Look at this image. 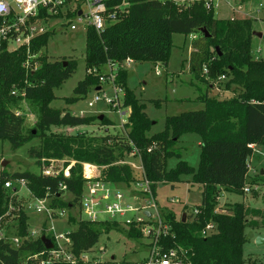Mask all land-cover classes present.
Wrapping results in <instances>:
<instances>
[{
    "label": "trees",
    "instance_id": "1",
    "mask_svg": "<svg viewBox=\"0 0 264 264\" xmlns=\"http://www.w3.org/2000/svg\"><path fill=\"white\" fill-rule=\"evenodd\" d=\"M126 1V14L97 34L89 27L86 31V73L84 80L74 90V103L85 97L90 89L100 87L101 74L108 64L149 61L167 66L173 48L174 34L198 35L192 43L189 57L191 84L201 95L202 109L183 112L167 117L164 131L149 136L152 121L144 112V105L127 88L126 70H119L116 84L124 90L123 106L129 109L124 140L107 135L104 137H64L48 134L51 127L90 126L97 118L74 116L70 112L52 110L54 91L71 78L77 62H50L46 57L39 59L40 66L34 73L26 68L30 58L38 57L56 31H47L37 36L29 47L14 52L0 51V140L7 141L16 151L33 139L39 138L38 148L30 147L28 156L38 164L44 159H68L76 164L69 169L70 178L59 174L57 177L35 175L29 171L9 173L3 170L0 176V227L7 216L8 208L15 197L4 189L9 180H24L34 199L46 200L50 209H78L82 217L80 197L83 191L82 163L102 168L99 181L112 183L118 188L135 182L134 171L128 165H120L126 155L136 150L141 158L145 177L151 184L152 196L156 200L158 188L162 185L182 183V178L191 176L192 185L202 187L201 203L186 215L183 222L172 211H164L160 217L170 226L169 235L161 236L158 247L161 252H175L176 264H247L243 257V246L247 239L246 229L264 228V210L235 203L228 212H217V200L221 191L236 195L244 194L248 186L264 185L260 175H249V160L254 155L251 148L264 146V61L255 60L251 55L252 25L245 20L216 19L212 9L194 4L181 9L170 1L159 0H108L107 8L112 10ZM42 14V11H41ZM70 18V16L68 17ZM206 30L208 37L200 33ZM219 49L221 55L217 51ZM96 71L93 72L92 71ZM206 70V71H205ZM206 73V74H205ZM228 78L227 91L232 94L228 100H217L202 94L199 84L210 80ZM208 80V81H207ZM235 88L231 90V86ZM22 97L29 100L39 114L37 133L26 130L24 119L17 115ZM103 125L111 122L105 117ZM39 130V131H38ZM186 133H198L202 137L201 157L197 169L179 161L176 168L167 170L166 163L171 157H179L176 144ZM65 164V168L69 165ZM6 169V168H4ZM62 186L66 190H62ZM65 194L70 198L64 200ZM264 198V197H263ZM197 210V214L194 211ZM15 213V212H14ZM73 215V214H72ZM17 236L23 241L14 246L5 233L0 240V264H72L62 259L46 263L57 247L54 238L46 234L47 221L42 225V236L33 240L28 233V218L19 210ZM69 216L68 221L74 222ZM214 225L211 235L203 236L208 225ZM77 229L67 233L72 246L70 254L76 264H85L81 255L91 252L103 234L117 230L119 224L108 221L91 222L78 220ZM129 239L142 238L140 228L133 225L126 231ZM45 236L53 244L47 250L41 238ZM39 257L34 260L33 257ZM131 261H99L91 264H145Z\"/></svg>",
    "mask_w": 264,
    "mask_h": 264
},
{
    "label": "rangeland",
    "instance_id": "2",
    "mask_svg": "<svg viewBox=\"0 0 264 264\" xmlns=\"http://www.w3.org/2000/svg\"><path fill=\"white\" fill-rule=\"evenodd\" d=\"M216 19L222 20H245L251 21L252 25V39H251V55L255 60L264 61V0H217L216 9L214 11ZM58 19H50L45 22L48 24L47 29L55 30L56 34L49 39L47 45L41 50L38 57L30 58L26 68L34 70L40 66L39 59L46 57L48 61H71L77 62V68L74 75L69 78L60 89L54 91L55 99L50 104L52 110H59L62 113L70 112L74 116L95 117L97 118L90 126L82 127H51L48 134L75 137H104L111 136L117 140H124L128 130L125 125L121 126V121L128 119V110L124 116L119 115L115 109L108 106L103 101L98 102L93 108H89L88 104L93 101L95 96L102 97L103 92L98 93L96 89H90L88 94L80 98L74 103H68V100L73 98L74 90L84 80L86 73L85 54H86V27L77 24V30L71 31L69 23H76L73 19H68L59 14ZM36 24H40L37 22ZM191 37H199L194 34ZM190 36L181 34H174L172 37L173 48L170 54L168 65H156L152 62L145 61L133 62L129 67H122L123 63H119V70H126V85L132 91L135 97L144 105V112L152 121V127L149 131V136L156 135L164 131L167 117L176 116L183 112L199 110L203 105L199 102L198 97L201 93L198 89L190 85L191 75L189 74V57L192 43L195 39ZM13 52L16 51L12 48ZM96 72V71H92ZM109 72V66H104L98 73L101 75ZM206 74V73H205ZM208 81V80H207ZM228 78H220L217 80H210L206 85L199 84L202 94L208 93V96L217 100H228L232 94L227 91ZM231 90L235 88L232 85ZM108 97L114 94L113 88L103 86ZM122 100V94H119ZM16 112L21 113L24 119L26 130H33L37 133L39 125V114L32 104L26 98L22 97L19 108ZM104 116L109 122L110 126L103 125L99 121V117ZM39 131V130H38ZM201 143L202 137L198 133L183 134L176 144V150L179 157H171L167 160V170L176 168L179 161L186 162L190 167L197 169L201 157ZM40 139L35 138L26 146L13 151L7 141L0 140V174L3 170L13 174L16 172L29 171L35 175H44L43 170L52 168L53 173L59 172L64 177L70 178L69 169L76 163L72 160L63 159H44L38 164L35 160L30 159L28 150L30 147L38 148ZM133 153V152H132ZM139 155H126L121 161L124 164H134L137 167L140 165ZM6 162V169L1 167V163ZM69 162L65 168V164ZM93 165V164H92ZM123 165V164H121ZM254 172L251 175H260L264 180V146L256 148V158L253 161ZM82 172L84 170L83 163ZM90 175L97 179L100 177L102 168L94 165L90 169ZM137 170V169H136ZM133 170L135 174V181H141L138 176V170ZM263 173V174H262ZM182 183L172 185H162L157 191L156 200L146 201L149 196H146L142 190L141 192L133 190V186H120L126 189L128 196L137 197L138 201H130L131 204L137 207H145L146 205H153L156 203V213L160 217L164 211H172L176 218L188 215L193 208L201 203L202 187L192 185V177L185 176L182 178ZM19 185L15 183V187ZM12 195V194H11ZM10 195V196H11ZM13 196V195H12ZM264 185L249 186V191L242 195H236L227 191H221L217 200V209L219 212H228V210L235 203H242L247 207L264 210ZM16 199L12 202L15 211L12 212L14 216H10L1 223L0 235H8L10 241L17 236V217L15 213L23 210L28 218V233L29 236L36 240L42 236V225L46 221V215L37 213L34 205L35 200L30 194L28 187L22 189L20 195L15 196ZM69 194H65L63 199L68 200ZM147 203V204H146ZM15 212V213H14ZM63 217H58L56 220L47 221L46 234L52 237L55 234H67L77 229L76 223L80 218L78 216V209L71 210ZM73 214V215H72ZM69 216H74V222H69ZM142 214H136L135 218H141ZM155 211L153 210V218L144 221V225H134L135 229L140 228L142 238L139 240L129 239L126 236V231L129 227L124 224H119L117 230L111 231L109 234H103L99 242L93 247L91 252L84 254L87 260L95 261H109L114 258L115 261H131L140 262L146 260L152 248L151 238L153 233L157 231L158 224L155 220ZM161 220H163L160 217ZM164 221V220H163ZM51 228H54L52 231ZM34 233V235H33ZM246 243L243 246V257L247 264H264V228L246 229L245 231ZM262 240V244L258 245L257 240ZM14 245V244H13ZM15 246V245H14ZM81 255V256H84ZM38 260L39 257H34Z\"/></svg>",
    "mask_w": 264,
    "mask_h": 264
},
{
    "label": "built area",
    "instance_id": "3",
    "mask_svg": "<svg viewBox=\"0 0 264 264\" xmlns=\"http://www.w3.org/2000/svg\"><path fill=\"white\" fill-rule=\"evenodd\" d=\"M107 1L108 0H0V51L6 50L7 52H13L12 48L18 50L21 47H29L33 39L47 31H50L47 29L48 24L45 21L58 19L59 17L54 16H58L59 14L65 18L70 16V18H68L69 20L73 19L76 21L75 24L72 22L68 24L71 31H76L77 24H79L87 29L91 27L97 32V34H100L108 25L117 22L121 14H126L129 6V4L124 1L122 5L115 6L112 10H109L106 4ZM159 1H170L181 9L194 4H202L207 10L212 9L215 11L217 5V0ZM37 22L40 24H36ZM192 38L195 39V37ZM132 63L133 61L131 59H126L123 62L122 67H129ZM108 66L109 72L101 75L99 80L101 84L99 87L100 90L97 91L98 93L103 92V96H95L93 101L88 104V107L93 108L96 103L103 101L108 106L113 107L119 115L124 116L125 112H122L126 109L123 106L124 90L116 84L119 64H108ZM37 68L38 66L34 70H31V73H34ZM103 86L113 88L114 94L112 97H108L103 89ZM119 94H122V100L120 99ZM17 115L21 116L22 114L17 112ZM80 117L83 116L81 115ZM126 123L127 121L122 120L121 126L123 127ZM251 148L255 153L256 147L251 146ZM131 155L135 156L139 155V153L134 150ZM139 159H141L140 155ZM118 164L125 165L124 162L121 161L118 162ZM126 165L130 166L132 170L137 169L139 172L138 176L141 178V181H135L130 184L133 186V190L139 192L142 190L146 196H149L146 201H150L148 204H151L152 200H154L150 187L151 184L145 177L141 160L138 167L132 163ZM93 166L94 165L89 163H83L84 170L82 172V177L84 185L80 197V208L83 219L91 222L108 221L117 224H124L129 227L131 225H144V221H148L153 218L154 210L158 229L153 233L152 237L150 236L152 248L149 252L148 258L145 260V264H176L178 260H175V252H161L158 247L160 237L169 235L171 228L157 216L156 203H153L152 206L146 205L145 207L134 206V204L138 201V198L128 196L126 189L118 188L112 183L94 179V177L90 175L89 170ZM248 166L249 175L251 176L250 172L252 173L253 171L250 164ZM43 174L48 177H57L59 172L53 173L52 168H46L43 170ZM15 183L19 186L15 187ZM61 188L62 190H66L65 186H62ZM4 189L12 192L13 196L11 195V197H15L16 195H19L22 189H27V183L24 180H9L4 183ZM248 191L249 186L247 185L244 188V192ZM34 200V207L37 213L45 214L50 221L55 219L57 220L58 217L60 218L68 215L67 210L48 208L46 200ZM132 200L134 201V204L130 203ZM13 210V206L10 205L6 215L9 216ZM216 211L219 212L218 209ZM138 213L142 214L141 218H135ZM148 213L151 214L150 218L147 217ZM194 214H197V210L194 211ZM51 229L54 231V228ZM214 231L215 226L210 224L205 228L202 234L203 236H207L211 235ZM3 238L4 235L2 233V235H0V240ZM53 238V243L56 245L57 249L50 253L46 263L62 259L65 262L76 264V260L69 251L72 246V242L66 234L54 233ZM22 241L23 240L21 238L17 237L14 238L11 243L15 246H19ZM81 261L85 264L99 262L87 260L85 255L81 256ZM44 263L45 262H42V264Z\"/></svg>",
    "mask_w": 264,
    "mask_h": 264
},
{
    "label": "water",
    "instance_id": "4",
    "mask_svg": "<svg viewBox=\"0 0 264 264\" xmlns=\"http://www.w3.org/2000/svg\"><path fill=\"white\" fill-rule=\"evenodd\" d=\"M200 33L203 34V35H205L206 37H208V34H207L206 30H204V29H203V30H200ZM217 51H218L219 54L221 55V53H220V51H219L218 48H217ZM98 90H100V88H97V91H98ZM103 118H104V116L99 117V121H102ZM6 165H7L6 162H2V163H1V167H3V168H5ZM262 174H263V173H262ZM150 216H151V214L148 213V214H147V217L150 218ZM186 217H187V216L184 214V215H183V218H182L183 222L186 221ZM41 240H42V242L44 243L45 248H46L47 250H52V249H53V244H52L51 240H49V239L46 238L45 236H43V237L41 238ZM257 244H258V245H261V244H262V240H260V239L257 240ZM111 260L113 261L114 258H112Z\"/></svg>",
    "mask_w": 264,
    "mask_h": 264
},
{
    "label": "crops",
    "instance_id": "5",
    "mask_svg": "<svg viewBox=\"0 0 264 264\" xmlns=\"http://www.w3.org/2000/svg\"><path fill=\"white\" fill-rule=\"evenodd\" d=\"M192 35H190V37H191ZM192 38V37H191ZM191 52H192V48H191V50H190V54H191ZM97 90V89H96ZM99 91V90H98ZM124 110H128V114H129V109H124ZM257 148V147H256ZM256 150V149H255ZM256 158V152L254 153V155L252 156V158L250 159V161H249V164H250V167L252 168V171L254 172V165H253V161H254V159ZM250 174H252L251 172H250ZM251 176H253V175H251ZM159 188H163V186H159ZM158 188V189H159ZM21 192V191H20ZM19 195H20V193H19Z\"/></svg>",
    "mask_w": 264,
    "mask_h": 264
}]
</instances>
